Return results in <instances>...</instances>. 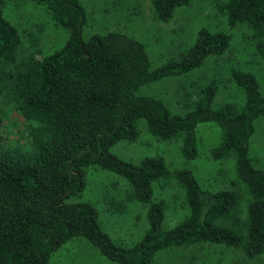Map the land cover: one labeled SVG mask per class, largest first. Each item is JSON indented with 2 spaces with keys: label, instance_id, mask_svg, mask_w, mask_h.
Instances as JSON below:
<instances>
[{
  "label": "trees",
  "instance_id": "16d2710c",
  "mask_svg": "<svg viewBox=\"0 0 264 264\" xmlns=\"http://www.w3.org/2000/svg\"><path fill=\"white\" fill-rule=\"evenodd\" d=\"M43 6L55 26L69 29L65 43L50 54L17 56L21 37L3 15L0 0V264H52L50 256L74 237H81L114 264H152L156 254L194 243L239 247L249 258L264 251V169L249 155L255 120L264 116V95L255 75L232 69L230 80L244 93V103L212 106L218 83L192 84L174 92L186 110L175 113L156 96L140 88L177 77L220 56L231 35L202 27L178 58L150 67L140 40L119 31L82 35L86 12L78 0H31ZM190 0H150L156 20L167 22L173 11ZM212 2V1H211ZM228 26L250 30L256 52L264 59V0H213ZM247 30V29H246ZM21 121L26 138L15 142L2 136L7 110ZM143 121L156 140L179 138L184 159L197 156L196 129L212 122L221 140L211 151L215 160L233 158L235 178L230 189H203L185 168L170 172L163 157L139 163L111 151L118 142H133ZM23 140V141H22ZM116 173L128 184L110 209L127 203L145 208L147 228L130 247L110 240L101 229L96 208L79 198L88 168ZM177 180L187 214L163 231L164 201H152L155 182ZM185 264V263H173Z\"/></svg>",
  "mask_w": 264,
  "mask_h": 264
},
{
  "label": "rangeland",
  "instance_id": "374dc122",
  "mask_svg": "<svg viewBox=\"0 0 264 264\" xmlns=\"http://www.w3.org/2000/svg\"><path fill=\"white\" fill-rule=\"evenodd\" d=\"M86 12L82 32L84 38L95 33L119 31L140 40L146 48L150 67L178 58L195 40L197 31L206 27L211 31H224L231 35L228 49L220 56L210 55L199 67L177 77H167L143 86L139 94L161 98L175 113L186 108L176 100L178 89L191 90L192 84H206L215 79L218 88L212 106L234 103L242 106L244 93L230 80L232 69L253 73L259 89L264 95V59L256 52L253 40L246 39L250 30L241 25L230 27L225 17L214 8L213 0H190L188 5L176 8L172 18L159 21L152 17L150 0H78ZM212 1V2H211ZM2 15L17 29L21 37L18 55L38 52L36 58L50 54L60 48L69 36V29L55 26L45 8L31 0H5ZM247 29V30H246ZM264 40V37H262ZM2 125V136L10 141L26 138L27 130L21 121L13 118L14 112L7 110ZM139 136L136 141H121L111 151L121 159L139 163L145 157H163L170 172L185 168L190 170L199 185L209 191L230 189L235 178L234 159H212L210 151L221 140V131L212 122L197 126V156L186 160L181 154L182 141L156 140L144 126L137 122ZM23 141V140H22ZM249 155L256 167L264 169V116L255 120V132L250 138ZM175 178L155 182L152 185V201H164L163 231L177 224L186 214L181 192ZM127 182L116 173L100 168H88L86 185L79 198L68 201H87L97 210L101 229L110 240L122 247L135 245L147 228L145 208L136 202L127 203L121 212L110 209L108 200L115 203L124 197ZM52 264H114L101 255L81 237H74L58 248L49 258ZM264 264V251L257 256H245L239 247L221 243H194L171 247L156 254L152 264Z\"/></svg>",
  "mask_w": 264,
  "mask_h": 264
}]
</instances>
